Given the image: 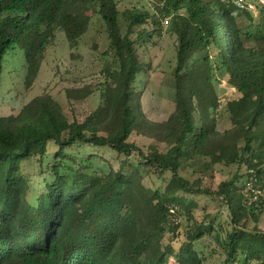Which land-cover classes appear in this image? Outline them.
I'll use <instances>...</instances> for the list:
<instances>
[{
    "label": "trees",
    "instance_id": "trees-1",
    "mask_svg": "<svg viewBox=\"0 0 264 264\" xmlns=\"http://www.w3.org/2000/svg\"><path fill=\"white\" fill-rule=\"evenodd\" d=\"M159 2L151 13L137 6L121 10L119 0H0V87L11 45L25 50L30 89L56 29L76 47L95 13L107 26L112 57L98 88L101 104L83 120H70L49 93L0 117V264H208L195 244L213 234L226 255L221 264H264L258 227L264 201L245 192L248 183L264 188V26L242 28L236 8L224 0ZM168 18L177 39L175 109L167 120L153 121L134 81L145 69L141 49L157 30L147 25ZM218 75L239 94L226 102V128L217 116ZM94 91L67 90L78 100ZM133 134L153 141L144 149L130 141ZM79 145L119 158L69 152ZM31 160L48 172L35 195L23 173ZM218 164L238 170L216 187L206 185ZM166 174L165 190L145 182ZM191 196L220 200L230 227L210 213L196 217ZM172 207L178 218L185 214L194 222L179 247L181 221L174 222Z\"/></svg>",
    "mask_w": 264,
    "mask_h": 264
},
{
    "label": "rangeland",
    "instance_id": "rangeland-1",
    "mask_svg": "<svg viewBox=\"0 0 264 264\" xmlns=\"http://www.w3.org/2000/svg\"><path fill=\"white\" fill-rule=\"evenodd\" d=\"M119 8L124 10L128 7H141L151 13L156 12V7L160 0H119ZM242 28H247L262 24L264 26V12L259 9V13L252 14L238 13L236 16ZM170 18L164 19L161 25H147L153 30V37L147 43V47L141 49V60L145 69L134 81L135 89L140 93V103L146 116L153 121L167 120L175 109V87L173 70L176 66V35L170 31ZM122 27L125 28V21ZM109 35L107 26L99 13H95L91 19L87 32L80 38L76 47H70L65 32L61 27L56 29V38L49 46L45 59L42 63L40 73L34 85L27 89L24 85V78L27 71V59L25 50L18 44L11 45L4 54L2 85L0 87V117L11 114H18L20 110L35 96L49 93L63 107L65 114L70 120H83L85 116L94 111L101 104L100 91L105 71L104 66L111 62V55L108 53ZM203 52L194 54L193 58H199ZM217 90L221 100L218 111V121L222 128L229 124L226 112V102L239 94L236 89L228 85L224 75L217 76ZM91 86L95 91L83 100L70 98L68 89ZM130 141L136 142L139 146L147 149L152 143L148 139L138 134H133ZM99 151L107 157L116 160L119 158L114 151L109 149H98L89 145H79L69 149V152L78 157L86 156ZM47 169V168H46ZM46 169L41 171L36 160L23 163V173L34 185L35 192L44 189L45 177L48 176ZM238 166L217 165L214 178H206L204 183L216 187L221 181L227 180L237 172ZM240 172H244L242 169ZM190 177V173L183 172ZM169 174L164 177L157 175L148 176L145 182L154 187L165 190L169 180ZM197 203L195 216L201 219L205 214H212L226 228L230 227V214L227 206L219 200H212L204 196H191ZM180 219V237L176 242L179 247L186 239L188 231L193 227V221L185 214ZM258 227L264 231V216L260 219ZM195 248L200 254L207 258L208 264H221L226 255L217 243L216 236H207L196 242ZM242 260L243 257L241 256ZM237 264H243L242 261Z\"/></svg>",
    "mask_w": 264,
    "mask_h": 264
},
{
    "label": "built area",
    "instance_id": "built-area-1",
    "mask_svg": "<svg viewBox=\"0 0 264 264\" xmlns=\"http://www.w3.org/2000/svg\"><path fill=\"white\" fill-rule=\"evenodd\" d=\"M224 1H226L227 3L231 4L236 8L235 11L236 14L248 13L251 15L252 12L258 14L259 9H261L264 12V0H224ZM249 191L253 194L254 201H257L260 198L264 201V188H260L259 186H254L253 183H248L247 187L245 188V192H247V194L249 195L250 194ZM170 212L173 215L174 222L178 223L180 219L176 216V208L172 207L170 209Z\"/></svg>",
    "mask_w": 264,
    "mask_h": 264
}]
</instances>
